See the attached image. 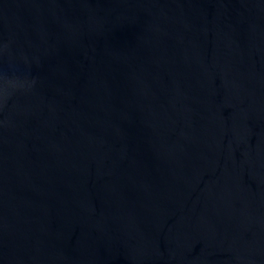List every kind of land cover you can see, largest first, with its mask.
<instances>
[{
    "label": "water",
    "instance_id": "obj_1",
    "mask_svg": "<svg viewBox=\"0 0 264 264\" xmlns=\"http://www.w3.org/2000/svg\"><path fill=\"white\" fill-rule=\"evenodd\" d=\"M0 264H264V0H0Z\"/></svg>",
    "mask_w": 264,
    "mask_h": 264
}]
</instances>
